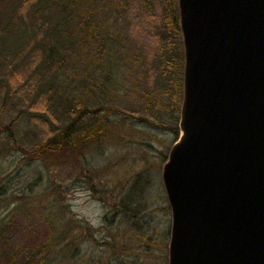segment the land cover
<instances>
[{
    "label": "rangeland",
    "instance_id": "rangeland-1",
    "mask_svg": "<svg viewBox=\"0 0 264 264\" xmlns=\"http://www.w3.org/2000/svg\"><path fill=\"white\" fill-rule=\"evenodd\" d=\"M32 1L0 0V264H168L171 212L162 168L179 135V114L167 106L165 78L152 83L145 74L144 52L156 49L147 26L122 9L105 18L103 0H57L50 9L49 0ZM42 12L53 14L51 29L59 33L73 34L81 22L77 40L64 48L65 65L48 76L56 86L52 120L30 110L19 85L33 66H46ZM89 15L95 29H106L105 59L82 43ZM46 33L58 50L62 41L51 40L50 28ZM26 62L31 68L25 75L15 68L14 77L13 64ZM181 99L182 91L179 108ZM76 101L79 109H97L100 134L37 149L48 142L46 126L73 122ZM137 175L140 191L126 201Z\"/></svg>",
    "mask_w": 264,
    "mask_h": 264
},
{
    "label": "water",
    "instance_id": "water-1",
    "mask_svg": "<svg viewBox=\"0 0 264 264\" xmlns=\"http://www.w3.org/2000/svg\"><path fill=\"white\" fill-rule=\"evenodd\" d=\"M168 264H264V0H177Z\"/></svg>",
    "mask_w": 264,
    "mask_h": 264
},
{
    "label": "trees",
    "instance_id": "trees-1",
    "mask_svg": "<svg viewBox=\"0 0 264 264\" xmlns=\"http://www.w3.org/2000/svg\"><path fill=\"white\" fill-rule=\"evenodd\" d=\"M39 1L40 0H33L32 4H36ZM49 1L50 4L48 5V9H50V7L53 6L57 0ZM60 1L61 4L62 2L64 4L67 3L66 0ZM99 1L101 2L102 0ZM103 1L106 2V5L104 4V10L106 12L105 18H116L117 15L120 14L118 12L119 9L124 11L127 18H129L128 16H130L131 19L134 17L142 18L143 23H145V26H147L143 28L145 29V35L152 40V43H154L156 47L154 50V47L151 46L148 52L147 50L144 52L145 57L150 55L149 61H147L148 64H146L145 74H147V78H151L150 81L152 83L155 81V79L158 80V77L165 78L162 81V87L167 93V106L170 108V110H173L175 116L178 115L180 110L178 107V102L180 101V92L182 91L181 73L183 75L182 69L184 64V55L182 39L180 38L181 34L179 29L177 0ZM52 15V13L49 15H44L43 12L39 13V23H37V28L39 30H44L41 38V45L43 48L41 57L43 55V59L46 61L45 69L40 70L41 63L39 62L36 64V66H33L31 72L25 76L24 80L22 78L20 81L21 83L19 84L24 89L22 92L23 96L29 95L30 97L27 102L30 110L34 111L33 109H35V112H45L50 120H52L51 116H53V114H51L52 112L50 113V111H52V106L54 105L53 96L56 86H54L53 83L49 81L50 79L48 76L55 69L62 68L63 65H65L67 57L64 55V48H69L73 40H77L76 37L78 35V29L79 27L81 28L80 22V26L74 31L73 34L71 32L66 33L64 31L59 33L57 32V29L52 30ZM70 16V14H66V20H69ZM90 17L92 16H86L82 20V26L85 28V30L82 32V43H86L87 46L90 45L91 54L92 52L100 53L102 51V55L100 54V59H105L103 54H106L107 51L104 38L106 29H101V27L99 29L98 26L95 29V26H93V17ZM41 18L43 20L42 23ZM43 24H45L46 27H44ZM48 28H50V33L52 34L51 36H54L53 39L51 38V40L57 38L59 42L62 41V45L60 44L61 47L58 50L55 48L53 41L51 42L47 38V36H50L46 33ZM25 64H22V66L13 64L10 70L14 77L15 75L17 76L18 72L19 74H26L28 67L31 68V64L29 62H26ZM18 67L19 71L17 72L15 68ZM34 74L36 78L33 77ZM13 83L14 84L10 83V87L17 85L19 83V79H15ZM97 86H99L98 88L101 87L100 90L102 88L105 90L107 87V85L101 81L97 84ZM12 89L14 91V88ZM41 101H43V105L41 104ZM81 102L82 101H78L77 103L76 101L71 104L70 111H72V114L69 116L73 119V122L66 125V127L61 128L57 126L58 124H56L55 128H51L50 125L46 126L47 136H49L47 140L48 142L44 141V143H46L38 145L39 147H37V149H47L51 146L58 147L63 145V143L73 146L78 140L77 138H79V135L80 141H82V144H84V142H87L89 139H93L95 136L100 134L101 128L99 127V123L101 120L96 119L95 114H93L97 111V109H94L95 107L86 108L83 104L82 109H79L76 105L80 106ZM80 114L82 116L81 122L77 119V117H75L77 115L79 117ZM141 186L142 176L137 175L131 189L129 190V193L125 197V200L129 201L133 194H136L140 191Z\"/></svg>",
    "mask_w": 264,
    "mask_h": 264
}]
</instances>
